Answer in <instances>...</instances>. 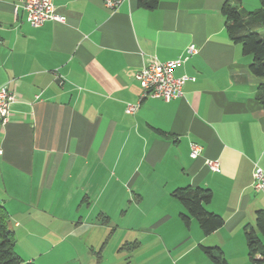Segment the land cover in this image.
<instances>
[{
    "label": "crops",
    "instance_id": "obj_1",
    "mask_svg": "<svg viewBox=\"0 0 264 264\" xmlns=\"http://www.w3.org/2000/svg\"><path fill=\"white\" fill-rule=\"evenodd\" d=\"M226 1L147 9L127 0L111 12L103 0H53L65 22L33 27L23 0H0V89L14 96L0 126V206L24 262L105 264L96 251L109 227L100 219L113 216L100 203L120 201L160 211L161 226L172 222L181 235L173 264H215L201 245L221 250L227 264H264L247 247L264 211L253 188L255 166L264 171V79L230 40ZM150 57L182 61L174 76L192 79L183 97L140 102L136 75ZM192 144L202 148L196 159ZM185 187L212 192L206 209L224 219L220 229L205 236L196 219L183 223L189 214L172 193Z\"/></svg>",
    "mask_w": 264,
    "mask_h": 264
},
{
    "label": "trees",
    "instance_id": "obj_2",
    "mask_svg": "<svg viewBox=\"0 0 264 264\" xmlns=\"http://www.w3.org/2000/svg\"><path fill=\"white\" fill-rule=\"evenodd\" d=\"M160 0H138L139 6L155 9ZM260 6L252 12L242 7V0H227L222 7V14L226 19V28L233 44L242 48L243 53L252 57L250 70L253 75L264 79V0H259ZM258 100L264 106V87L259 93ZM172 196L177 199L189 215L181 214L183 223L189 227L190 217L197 220L202 233L209 236L224 225V219L208 212L206 206L212 201L209 189L185 187L176 189ZM105 217L101 215V218ZM103 224H109L105 217ZM257 230L250 229L247 233V247L249 258L256 262L258 255L264 261V245L259 236L264 237V211L259 210L256 215ZM15 233L10 227V217L4 207L0 206V264H32L26 263L16 253ZM204 253L215 264H227L221 250L213 253L212 249L201 245ZM258 262V261H257Z\"/></svg>",
    "mask_w": 264,
    "mask_h": 264
},
{
    "label": "rangeland",
    "instance_id": "obj_3",
    "mask_svg": "<svg viewBox=\"0 0 264 264\" xmlns=\"http://www.w3.org/2000/svg\"><path fill=\"white\" fill-rule=\"evenodd\" d=\"M242 5L248 12L260 6L259 0H242ZM261 36L264 38V31ZM121 204L120 201L100 203L113 216L110 218L102 214L109 218V224H103L105 217L100 219L103 226L109 227L103 237L102 248L96 251L107 259L105 264H158L164 258V264H173V249L175 243L180 241L181 235L173 228L172 222L166 221L167 223L161 226L165 217H162L160 211L147 215L143 212V205L139 209L135 206L136 202L130 209L121 208ZM164 226L167 230H163ZM163 239L167 245L165 254L157 256Z\"/></svg>",
    "mask_w": 264,
    "mask_h": 264
},
{
    "label": "built area",
    "instance_id": "obj_4",
    "mask_svg": "<svg viewBox=\"0 0 264 264\" xmlns=\"http://www.w3.org/2000/svg\"><path fill=\"white\" fill-rule=\"evenodd\" d=\"M127 0H103L104 7L114 12ZM23 10L27 14V22L33 27H40L47 21L65 22V18L55 11L53 0H23ZM188 54H194L195 46L188 48ZM182 63L181 60L160 62L155 57H150L141 67L136 75L142 89L140 102L147 98L160 99L165 102L183 97V87L189 77L176 78L174 70ZM14 101L13 94L7 87L0 89V126L8 122L10 106ZM139 104L128 105L127 113L134 114L138 110ZM202 148L197 144L191 145V158L196 159L201 154ZM207 166L214 172H219V163L209 161ZM253 188L257 193L264 195V171L255 166L253 172Z\"/></svg>",
    "mask_w": 264,
    "mask_h": 264
}]
</instances>
